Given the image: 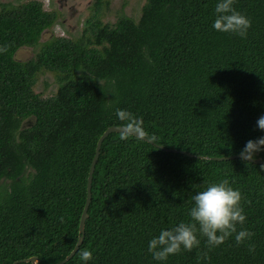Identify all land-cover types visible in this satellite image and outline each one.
Returning <instances> with one entry per match:
<instances>
[{"label": "trees", "instance_id": "trees-1", "mask_svg": "<svg viewBox=\"0 0 264 264\" xmlns=\"http://www.w3.org/2000/svg\"><path fill=\"white\" fill-rule=\"evenodd\" d=\"M217 2L146 0L138 20L122 15L112 25L95 14L80 37L44 42L56 10L40 0L0 3V47L8 49L0 52V181L10 180L0 191V264L31 256L57 264L74 249L98 139L125 123L153 142L125 132L103 141L85 238L64 264H84L83 249L92 252L87 264H198L197 252L210 256L200 264H264L262 164L157 146L229 156L264 136L256 126L264 115V0H235L251 20L246 38L214 30ZM25 46L36 54L17 59ZM44 70L59 78L49 97L34 90ZM225 179L242 194L246 221L237 228L253 232L251 240L237 245L233 236L209 251L199 237L191 252L153 260L149 241L189 222L192 196Z\"/></svg>", "mask_w": 264, "mask_h": 264}, {"label": "clouds", "instance_id": "clouds-1", "mask_svg": "<svg viewBox=\"0 0 264 264\" xmlns=\"http://www.w3.org/2000/svg\"><path fill=\"white\" fill-rule=\"evenodd\" d=\"M235 0H218L215 5V19L212 27L222 33H231L246 38L251 28V20L235 7ZM7 46L0 47V52H6ZM117 118L121 121H132V115L127 110L117 109ZM129 124L125 123L124 127ZM256 126L264 131V115H261ZM125 138V137H121ZM264 150V136L248 140L240 152V158L246 164L255 159V154ZM264 168V164L261 165ZM192 207L188 212L189 222H180L170 229H161L158 236L153 237L148 244V252L153 260L166 262L169 256L179 254L182 250L191 252L200 245L199 237H204L208 250L223 244L234 236L237 245L251 240L255 235L246 228L238 230L237 225L246 221L242 206V194L234 189L227 179L208 184L192 196ZM250 203V202H249ZM249 252L255 251L253 244L248 245ZM80 259L87 264L92 259V252L83 249ZM197 261H210L207 252H197Z\"/></svg>", "mask_w": 264, "mask_h": 264}, {"label": "rangeland", "instance_id": "rangeland-1", "mask_svg": "<svg viewBox=\"0 0 264 264\" xmlns=\"http://www.w3.org/2000/svg\"><path fill=\"white\" fill-rule=\"evenodd\" d=\"M30 0H0V3L22 4ZM48 10H56L59 18L51 29L45 30L41 41H47L52 36L78 38L83 33L85 21L95 15L103 23L115 24L119 17L127 15L138 20L146 0H40ZM100 2V3H99ZM36 46H25L18 50L16 58L27 60L37 51ZM34 90L43 97L54 95L59 86L58 74L47 70L38 73ZM27 122V121H25ZM30 171H32L30 169ZM10 180L0 181V191Z\"/></svg>", "mask_w": 264, "mask_h": 264}, {"label": "water", "instance_id": "water-1", "mask_svg": "<svg viewBox=\"0 0 264 264\" xmlns=\"http://www.w3.org/2000/svg\"><path fill=\"white\" fill-rule=\"evenodd\" d=\"M118 132H125V133H129L132 134L134 136L137 137H141V138H145L147 139L143 133L139 130H136L134 128L131 127H124V125H111L109 126L104 132L103 134L100 136V138L98 139L97 142V146H96V151H95V155L94 158L92 160L91 163V167H90V171H89V175H88V183H87V199H86V203L85 206L83 208L82 211V215H81V219H80V225H79V237H78V241L74 247V249L65 257V259H63L60 263L57 264H64L67 261H69L79 250L80 246L82 245L84 238H85V226H86V221L89 217V206L92 202V182H93V175L95 172V168H96V164L97 161L99 159L100 156V151H101V147L103 144V141L106 139V137H108L111 133H118ZM150 142H153L152 140L147 139ZM162 149H165L169 152H180L189 156H196L197 158H202V159H206V160H233V159H237L240 158V153L238 154H233V155H229V156H204V155H194L191 152L185 151V150H179V149H174V148H166L163 145H157ZM251 162L257 163V164H264V158L261 156L255 157V159ZM20 262H30L32 264H40V259L38 256H31L29 258H25L22 260H18L15 261L13 264H18Z\"/></svg>", "mask_w": 264, "mask_h": 264}, {"label": "flooded vegetation", "instance_id": "flooded-vegetation-1", "mask_svg": "<svg viewBox=\"0 0 264 264\" xmlns=\"http://www.w3.org/2000/svg\"><path fill=\"white\" fill-rule=\"evenodd\" d=\"M47 30H48V29H47ZM44 32H45V31H44ZM44 32H43V33H44ZM42 35H43V34H42ZM52 37H53V36H52Z\"/></svg>", "mask_w": 264, "mask_h": 264}]
</instances>
